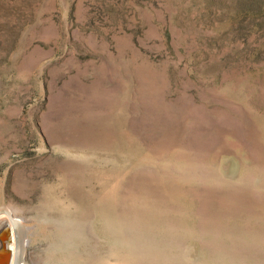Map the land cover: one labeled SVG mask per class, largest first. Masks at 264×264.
<instances>
[{"label":"rangeland","instance_id":"1","mask_svg":"<svg viewBox=\"0 0 264 264\" xmlns=\"http://www.w3.org/2000/svg\"><path fill=\"white\" fill-rule=\"evenodd\" d=\"M6 212L20 264H264V0H0Z\"/></svg>","mask_w":264,"mask_h":264},{"label":"bare ground","instance_id":"2","mask_svg":"<svg viewBox=\"0 0 264 264\" xmlns=\"http://www.w3.org/2000/svg\"><path fill=\"white\" fill-rule=\"evenodd\" d=\"M6 214H7L8 218H9V220L12 222V224H13V230H14V232L12 233L13 234V237H11V239H10V236L7 235L8 232L2 231V233L5 234V237H6L7 241L10 243V246H11L12 251H13V259L8 264H20L19 263V260H18V257L21 256V254H19V252H18V235H17V230H18L17 228H19L20 221L19 220H16L15 217L11 215V213L6 212ZM5 242L6 241L3 240V238L2 239L0 238V250H2V249L5 248V246H6V243ZM123 262H125V263H123ZM82 263H83V261H82ZM120 263L127 264V260L120 261ZM86 264H89V263H86Z\"/></svg>","mask_w":264,"mask_h":264},{"label":"water","instance_id":"3","mask_svg":"<svg viewBox=\"0 0 264 264\" xmlns=\"http://www.w3.org/2000/svg\"><path fill=\"white\" fill-rule=\"evenodd\" d=\"M6 219H0V238L5 240L6 246L4 249L0 250V264H8L13 259V251L10 246V243L7 241L5 234L2 233V231L8 232L7 235L13 237V224L9 220L8 216L6 215ZM5 232V233H6Z\"/></svg>","mask_w":264,"mask_h":264}]
</instances>
